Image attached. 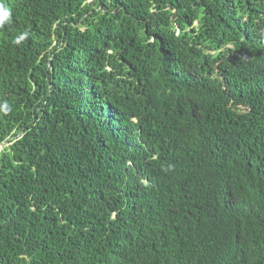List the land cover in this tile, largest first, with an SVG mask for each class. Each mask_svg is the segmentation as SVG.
<instances>
[{
  "label": "trees",
  "instance_id": "obj_1",
  "mask_svg": "<svg viewBox=\"0 0 264 264\" xmlns=\"http://www.w3.org/2000/svg\"><path fill=\"white\" fill-rule=\"evenodd\" d=\"M0 7V264H264V0Z\"/></svg>",
  "mask_w": 264,
  "mask_h": 264
},
{
  "label": "clouds",
  "instance_id": "obj_2",
  "mask_svg": "<svg viewBox=\"0 0 264 264\" xmlns=\"http://www.w3.org/2000/svg\"><path fill=\"white\" fill-rule=\"evenodd\" d=\"M10 13L6 10L0 7V22H3L4 20H7Z\"/></svg>",
  "mask_w": 264,
  "mask_h": 264
}]
</instances>
